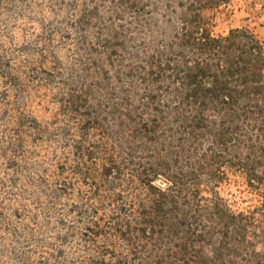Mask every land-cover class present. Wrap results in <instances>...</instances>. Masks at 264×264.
Segmentation results:
<instances>
[{
    "label": "trees",
    "instance_id": "trees-1",
    "mask_svg": "<svg viewBox=\"0 0 264 264\" xmlns=\"http://www.w3.org/2000/svg\"><path fill=\"white\" fill-rule=\"evenodd\" d=\"M233 1L75 0L67 29L40 35L28 83L6 77L26 96L11 163L54 144L56 180L44 171L47 212L16 232L13 264H264V45L214 35L203 14ZM35 99L56 107L50 123L28 113ZM233 176L262 207H231Z\"/></svg>",
    "mask_w": 264,
    "mask_h": 264
},
{
    "label": "rangeland",
    "instance_id": "rangeland-1",
    "mask_svg": "<svg viewBox=\"0 0 264 264\" xmlns=\"http://www.w3.org/2000/svg\"><path fill=\"white\" fill-rule=\"evenodd\" d=\"M74 1L66 0L67 4H64L60 0H0V264L14 263L21 241L16 232L34 226L35 215L40 213L45 217L47 210L38 203L42 197L47 202L41 192L44 191V179L50 174L52 188L56 180L51 165L54 144L28 141V156L19 160L22 170H16L11 163L15 157L11 128L17 123L14 110L26 96L17 93L16 87L10 85L6 77L18 74L24 83H28V76L21 71L31 64L29 49L43 47L40 35L44 32L67 29L70 20L79 14L71 7ZM203 14L214 35L248 29L264 45V0H235L219 8L206 9ZM52 45L59 47L62 58L66 56L60 36L55 37ZM27 110L46 125L53 119L56 107L48 100L41 103L35 99L28 104ZM32 175L37 179V189L29 184ZM261 191H264V186ZM223 194L236 211H256L263 205L260 191L252 189L244 176H233L223 186ZM17 211L25 213L24 222L17 218ZM260 225L264 227L263 216H260ZM26 238L31 239V235ZM260 249L264 250V245Z\"/></svg>",
    "mask_w": 264,
    "mask_h": 264
}]
</instances>
